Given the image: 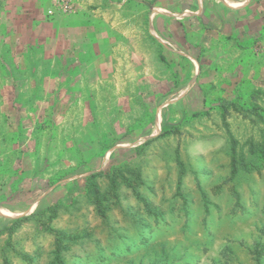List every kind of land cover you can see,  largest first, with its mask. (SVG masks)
I'll return each mask as SVG.
<instances>
[{"label": "rangeland", "instance_id": "1", "mask_svg": "<svg viewBox=\"0 0 264 264\" xmlns=\"http://www.w3.org/2000/svg\"><path fill=\"white\" fill-rule=\"evenodd\" d=\"M72 1L0 0V264H264V0Z\"/></svg>", "mask_w": 264, "mask_h": 264}, {"label": "crops", "instance_id": "2", "mask_svg": "<svg viewBox=\"0 0 264 264\" xmlns=\"http://www.w3.org/2000/svg\"><path fill=\"white\" fill-rule=\"evenodd\" d=\"M235 1L236 2L234 3H237L236 5L230 4L229 2H224L226 5H228V7H230V10L234 13L231 15V17L234 18H227V20H225L227 26L226 29L228 28L229 30L228 33L226 32V34L234 36L242 34V32H244L246 28H249L246 25V22L248 20L243 17V10L247 8L246 0ZM169 19H171V17H169ZM234 22L235 24H233ZM78 31L79 33L75 34L73 31L70 30L69 25L68 27L66 26L65 28L60 29L59 34L58 32L54 34L53 31H50V33H48L47 39L43 43L45 53L52 55L56 50H61L60 52H62L63 59L66 63H69V61L73 60L74 55L75 58L77 57V52L80 48L88 47L90 45L102 47L115 42L114 38H111V36H109L107 30L100 27L94 28L90 32H84V30L82 31V29H78ZM155 32L160 38H158L160 41H163L161 37L167 39V42L165 40L164 42L168 43L169 46H165V53L167 55H170V57L179 56V53H183L185 51L181 48L179 50L178 47L175 48L176 46L172 47L170 45V43H173L172 39L174 38V35L172 34V32H170V30L167 29L164 33V31L160 32L158 29H155Z\"/></svg>", "mask_w": 264, "mask_h": 264}, {"label": "built area", "instance_id": "3", "mask_svg": "<svg viewBox=\"0 0 264 264\" xmlns=\"http://www.w3.org/2000/svg\"><path fill=\"white\" fill-rule=\"evenodd\" d=\"M58 8L62 11H68L71 9L73 1L72 0H57ZM52 10L48 9V14H51Z\"/></svg>", "mask_w": 264, "mask_h": 264}, {"label": "trees", "instance_id": "4", "mask_svg": "<svg viewBox=\"0 0 264 264\" xmlns=\"http://www.w3.org/2000/svg\"><path fill=\"white\" fill-rule=\"evenodd\" d=\"M232 163H233V165H234V160H233V162H232ZM98 206H99V208H100V207H101V204H100V203H98Z\"/></svg>", "mask_w": 264, "mask_h": 264}]
</instances>
